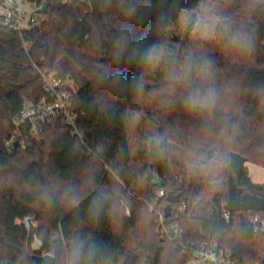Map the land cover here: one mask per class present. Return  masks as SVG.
<instances>
[{
    "label": "trees",
    "instance_id": "trees-1",
    "mask_svg": "<svg viewBox=\"0 0 264 264\" xmlns=\"http://www.w3.org/2000/svg\"><path fill=\"white\" fill-rule=\"evenodd\" d=\"M46 1L37 30L0 25V264H189L183 245L202 241L264 264L249 224L264 182L247 166L264 167V0ZM35 65L71 74L84 114L77 133L47 121L40 142L8 150L43 93Z\"/></svg>",
    "mask_w": 264,
    "mask_h": 264
},
{
    "label": "built area",
    "instance_id": "built-area-1",
    "mask_svg": "<svg viewBox=\"0 0 264 264\" xmlns=\"http://www.w3.org/2000/svg\"><path fill=\"white\" fill-rule=\"evenodd\" d=\"M46 0H4L0 2V25L18 33L21 37L27 32H33L40 28L46 20V12L43 11V3ZM65 4L72 0H59ZM91 3L92 0H82ZM48 9V8H47ZM40 74L43 93L37 101L26 104L24 109L14 121V130L5 141L8 150L13 148L27 149L42 140L43 125L47 121L61 119L65 125L72 126L75 133L77 119L83 116L73 110V96L79 86L76 79L69 73L58 74L55 71H47L35 65ZM164 191L160 192L163 195ZM186 208L183 204L182 210ZM161 222H163V215ZM223 217L229 221L231 216L227 210L223 211ZM29 232L36 228L33 216H26L22 220ZM249 224L255 232L264 231V219L252 216ZM167 232V230H163ZM33 250L42 248V241L36 234L33 235ZM185 252L193 255L195 264H240L227 250L220 248L211 241L193 242L183 245Z\"/></svg>",
    "mask_w": 264,
    "mask_h": 264
},
{
    "label": "water",
    "instance_id": "water-1",
    "mask_svg": "<svg viewBox=\"0 0 264 264\" xmlns=\"http://www.w3.org/2000/svg\"><path fill=\"white\" fill-rule=\"evenodd\" d=\"M50 6V2L49 1H45L43 3V11L46 12L47 8ZM176 199V196L171 197L169 196L168 200L170 202H174ZM165 217H169L171 215V208L170 206H167L165 209ZM35 261L37 264H55L56 262V257L50 253H45L43 255H38L35 254L34 255Z\"/></svg>",
    "mask_w": 264,
    "mask_h": 264
},
{
    "label": "rangeland",
    "instance_id": "rangeland-1",
    "mask_svg": "<svg viewBox=\"0 0 264 264\" xmlns=\"http://www.w3.org/2000/svg\"><path fill=\"white\" fill-rule=\"evenodd\" d=\"M171 148H172L174 154H176L178 157H182L183 156V151L181 149L177 148L176 146H174L172 144H171ZM247 166L250 169L251 176L253 177V179L256 182H260V183L264 182V167H261L259 165L254 164V163H251V162H249L247 164ZM36 225L38 226L39 223L36 222ZM189 264H195V263L194 262H190Z\"/></svg>",
    "mask_w": 264,
    "mask_h": 264
},
{
    "label": "clouds",
    "instance_id": "clouds-1",
    "mask_svg": "<svg viewBox=\"0 0 264 264\" xmlns=\"http://www.w3.org/2000/svg\"><path fill=\"white\" fill-rule=\"evenodd\" d=\"M136 55H139V54L137 53ZM133 58H135V56ZM116 79H117V81H119V76H117ZM211 99H212V93L211 92H209L208 95L205 97H201L198 93H194V94L189 96L188 102L190 104H192L193 106H195L198 104L207 103ZM77 252H79L78 249H77ZM73 264H75V262H73Z\"/></svg>",
    "mask_w": 264,
    "mask_h": 264
}]
</instances>
